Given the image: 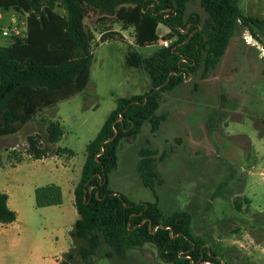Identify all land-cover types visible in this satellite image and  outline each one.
<instances>
[{
    "label": "rangeland",
    "instance_id": "374dc122",
    "mask_svg": "<svg viewBox=\"0 0 264 264\" xmlns=\"http://www.w3.org/2000/svg\"><path fill=\"white\" fill-rule=\"evenodd\" d=\"M238 5L244 15L264 20V0H239ZM185 13V19L190 14L200 20L206 17L200 0L188 2ZM84 24L94 37L87 87L54 107L41 109L18 133L0 138V190L16 197L20 214L18 221L0 228V264H35L34 250L51 258L72 248L68 231L66 244L39 226L31 186L49 182L48 178L37 180V175L54 168V163L28 159V138L49 145L46 126L58 121L63 129L58 146L73 151L74 171L80 175L86 144L114 109L116 98L143 94L150 88L145 72L125 64L127 53L137 49L132 28L123 29L113 17L98 13H88ZM12 27L23 37L25 15L0 10V28ZM162 31L159 26L160 36L165 35ZM102 33L109 36L103 40ZM257 36L236 25L213 69L202 78L201 64L175 89L163 92L157 113L168 114V120L161 123V132L154 139L145 122L132 140H121L118 166L108 176L112 190L132 202L157 203L165 218L187 213L191 235L211 249L221 264H264V32L257 31ZM221 97L225 99L222 107ZM215 113L222 114L223 121L210 132L207 118ZM152 141L155 151L166 153L156 165L162 183L153 191L133 169L138 151L152 149ZM24 221L29 222L27 229ZM72 249L76 260L70 264H165L149 244L131 248L124 261L99 258L98 252L83 261L76 254L77 246Z\"/></svg>",
    "mask_w": 264,
    "mask_h": 264
},
{
    "label": "trees",
    "instance_id": "16d2710c",
    "mask_svg": "<svg viewBox=\"0 0 264 264\" xmlns=\"http://www.w3.org/2000/svg\"><path fill=\"white\" fill-rule=\"evenodd\" d=\"M193 0H0V10L25 15V34L8 45L0 42V138L18 133L43 108L55 106L82 92L90 82L93 63V34L86 28L88 13L113 17L123 29H133L134 44L144 47L160 38L171 40L167 48L141 56L129 51L125 64L142 68L150 79L148 92L116 98L96 136L85 147V161L73 190L77 213L68 236L77 256L86 261L94 252L99 258L124 261L131 248L152 245L165 264H221L215 253L190 233V216L175 212L163 217L157 203L132 202L113 192L108 176L117 165L121 140H132L147 122L155 135L166 113L157 114L160 96L179 86L202 64V78L213 69L234 33L236 25L256 39L264 32V20L244 15L239 0H200L206 17L190 14L186 7ZM102 20V19H101ZM158 25L168 29L156 34ZM1 30V29H0ZM109 36L102 33L103 40ZM225 99L221 97V107ZM214 119V120H213ZM222 114L207 118L212 131L222 123ZM63 135L58 121L45 129L49 145L28 138L29 155L34 160L66 154L67 148H53ZM136 170L142 184L154 190L162 183L156 165L166 153L141 148ZM37 208L62 203L60 187L54 183L33 191ZM239 210L240 205L234 203ZM17 220L7 205V194L0 192V224ZM70 248L59 264L75 262Z\"/></svg>",
    "mask_w": 264,
    "mask_h": 264
},
{
    "label": "crops",
    "instance_id": "0c3cea01",
    "mask_svg": "<svg viewBox=\"0 0 264 264\" xmlns=\"http://www.w3.org/2000/svg\"><path fill=\"white\" fill-rule=\"evenodd\" d=\"M12 22H16L15 18L12 19ZM159 26H163V25H158L157 29H156V34L160 37V35L158 34ZM0 29H2V28H0ZM163 30H165V31H162V32H165V34L168 33V29L165 26H163ZM148 46L152 47V49L149 52H146V53H140L139 52V50H141L145 47H148ZM155 50H157L155 43L151 44V45L144 46V47H137V49H135V51L138 54H140L141 56L150 55ZM139 69L141 70V72H145L142 68H139ZM139 95H141V94H139ZM158 110H159V108H158ZM158 110H157V112H158ZM162 113L163 112H161V113L159 112L157 114H162ZM167 120H168V114H167L166 120L163 123H165ZM99 128L96 130L94 136L92 137V139L90 141H92L94 139ZM160 132H161V127H159V130L154 135V139L156 138V136ZM62 137H63V135H62ZM61 138H60V140H61ZM59 141L52 144L51 147L58 148L59 147L58 146ZM152 145H153V141L151 142L150 147L153 150H156L153 148ZM60 148H65V147H60ZM29 157L30 158H28V159L34 160V159H32L31 156H29ZM73 158H74L73 156H67L66 154H62L60 156L52 155V156L45 157L43 159L34 160V161H40V162H45L46 160H52L54 163V168H51V169L45 171L44 174H38L37 175V180L48 178L49 182L45 183L46 182L45 181L43 184H33L31 186L32 191H34V189L36 187H39V186H42L45 184H49V183H54L60 187L61 196H62V203L61 204L55 205V206L42 207V208H37L35 206V208H36V210H38V212H40V225H39L40 228L44 229V231H45V229H49L48 232H50L51 237H53L55 239V241L62 240L66 244H68L69 241L67 240L65 235H66L67 231L68 232L70 231L69 227L72 228L75 220L78 217L76 210H75V207H74L73 190H74V187L79 180L80 175L78 174V172L75 173V171H74L75 168H74V164H73ZM22 161H24V159ZM22 161L20 163H22ZM137 162H138V159L136 160V163L135 162L133 163V169L134 168L136 169ZM20 163H18L17 165H19ZM117 166L118 165H116L113 172L116 170ZM81 168H82V166H81ZM108 186H109V183H108ZM112 191L115 192L114 190H112ZM0 192H4L7 194V205L9 206L10 209H12L16 212V214H17V220L16 221H18L20 219V214H19V209L17 208L16 203H15L16 197L13 194L11 195V194L7 193L5 190H0ZM8 225H10V224H8ZM8 225H1L0 224V228L2 226L6 227ZM23 225L26 228L29 226V222L24 221ZM59 229H62L61 235H58ZM66 247L68 248V246H66ZM67 248H66V250H67ZM33 253L34 254H32V258H33V263H35V264H59V260H60L61 255H62V254L58 253L56 255H53L50 258V257H43L42 253H39L36 250H34Z\"/></svg>",
    "mask_w": 264,
    "mask_h": 264
},
{
    "label": "built area",
    "instance_id": "2783aa9c",
    "mask_svg": "<svg viewBox=\"0 0 264 264\" xmlns=\"http://www.w3.org/2000/svg\"><path fill=\"white\" fill-rule=\"evenodd\" d=\"M19 36H20V32H19V29L17 27H13L9 30H7V29H1L0 30V42H1V44L3 43V41L11 42L13 38L19 37ZM170 44H171V40L160 38L159 40L156 41L155 46L157 47V49H160V48H167V47H169Z\"/></svg>",
    "mask_w": 264,
    "mask_h": 264
}]
</instances>
